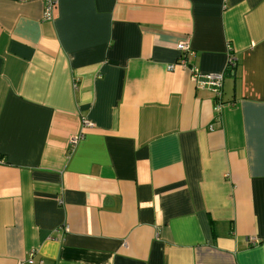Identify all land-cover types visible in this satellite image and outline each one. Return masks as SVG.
I'll use <instances>...</instances> for the list:
<instances>
[{"label": "crops", "instance_id": "obj_1", "mask_svg": "<svg viewBox=\"0 0 264 264\" xmlns=\"http://www.w3.org/2000/svg\"><path fill=\"white\" fill-rule=\"evenodd\" d=\"M56 1L0 0V264H264V0Z\"/></svg>", "mask_w": 264, "mask_h": 264}, {"label": "built area", "instance_id": "obj_2", "mask_svg": "<svg viewBox=\"0 0 264 264\" xmlns=\"http://www.w3.org/2000/svg\"><path fill=\"white\" fill-rule=\"evenodd\" d=\"M45 6V12L43 19L46 21H51L53 19V11L56 7L57 1L56 0H41ZM178 50L181 52L182 57L180 62L178 63L179 66H183L189 69V72L192 75V79L194 82L201 87H207L214 93L215 98L219 101L222 100V88L223 82L226 76L234 75L236 71L237 62L233 57L228 59L225 71L219 74H207L200 72L197 68L187 65L184 57L185 54L189 51V45L187 43H181L178 46ZM174 66H170V70H172ZM84 125L86 127H93V124L90 122H85ZM78 142V137H75L71 140V144L75 145ZM255 243L256 240H253ZM31 256L28 258V264H35L33 258ZM40 264H43L42 262Z\"/></svg>", "mask_w": 264, "mask_h": 264}]
</instances>
